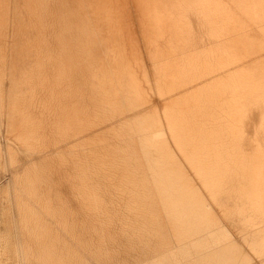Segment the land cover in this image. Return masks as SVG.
<instances>
[{
  "label": "bare ground",
  "instance_id": "obj_1",
  "mask_svg": "<svg viewBox=\"0 0 264 264\" xmlns=\"http://www.w3.org/2000/svg\"><path fill=\"white\" fill-rule=\"evenodd\" d=\"M105 1L107 2V0H6L7 12L5 10V18L2 23L0 22L1 24L4 23L6 30L3 32L4 34H0V119H4L3 116H5L9 120L13 116L11 120H18L17 122L19 123L15 128V134H13L12 130L9 136L12 134L18 139L17 147L22 143L26 144V147L28 145L30 148H37L40 144L41 130L36 110L40 111L42 116L46 118L54 136L57 139H63L65 142L62 155L66 154L75 163V174L73 173V176L78 180L80 199L88 200L89 207L101 212L98 215L100 217L99 221L95 220L96 225L103 223L107 228V225L113 222L114 214L118 212L122 216L125 228L132 229L135 234H139L138 236L141 233L160 236L161 223L159 218L163 217L167 221L175 242L178 244L182 242L181 245L188 246L190 243L188 244L186 241L188 240L189 231L197 232L199 229L195 221L197 218H194L196 216L195 212H193L195 209L196 212L204 214L201 220L203 223L206 224L212 221V223L217 225L218 233L222 236L224 243L221 252L228 254L221 264H264V85L252 83V79L255 80L256 76L255 69L253 70L251 67L253 64L250 62L254 60L253 58L246 63V65H249H247L246 69H235V65L238 63L237 55L235 54L237 50L229 42L230 46L227 44L228 47L220 45L225 39L223 34L226 33V29H223L226 27L224 26L226 24V22L224 24L225 18L223 20L221 17V13L224 10L222 6L224 5H221L220 0H171L173 7L169 6L172 8L170 12L169 9H166L165 13L169 12L167 14L169 18H166V20L171 21L173 19V25L180 28L184 27L183 31L185 29L189 36L194 27L190 14L191 12H196L195 7H197V12L203 16L204 20H207L204 22L215 32L218 40L216 46L186 47L185 51L177 54L178 47L181 49V46H184L185 48V43L188 45V40L183 32L182 35L180 34L181 37L178 35L180 38L179 43L173 42L178 41L177 37L176 40L173 37L170 39L172 40L170 48L179 58L174 56L175 59H178L175 61L169 54L167 55L178 66L180 76L176 78L174 77L175 73L170 74L171 72H168L172 77H164L162 80L157 79L158 81H163L167 78L166 83L164 81L161 83L155 81L156 84L153 87L149 84L151 85L150 88H154V91L158 92L157 95L164 97V99L159 97L161 100L168 99L165 105L159 108L160 106L156 107L155 103L146 100V92L143 95V93L136 91L143 88L140 86L139 78L136 79L139 80L140 87L131 83L134 78L133 74L136 72L131 76L128 71V65L125 66V69L128 66L127 72L124 70L122 60L125 58H121V60L119 56L124 55L123 48L126 45L121 48L122 45L120 47V43H118L121 40L115 37V35L120 36L122 31L124 32L121 28L122 15L116 16L117 14L111 13L113 16L111 18L107 11L110 8L109 6H111H108V4L112 1L110 0L111 2H109L108 0L109 3ZM157 1L155 0L154 2L159 3ZM163 1V7L168 5L167 0ZM260 1H263L261 3L262 7H264V0H259L258 4H260ZM114 2L118 5L117 0ZM134 2L136 3V0ZM234 2H229V6L230 3ZM243 3V1L240 3L241 7L244 5ZM111 4L113 5V3ZM129 4L127 2L126 7ZM160 4L158 5L161 7L162 4ZM134 5L136 6V4H133V7H135ZM142 5V2L139 7L137 5L140 12L143 11ZM225 5L228 6V4ZM151 6L149 7L151 8ZM244 6L242 7L243 10ZM256 6L258 7V5ZM160 7L158 8L159 10H161ZM241 7L240 10H242ZM251 7L253 6L251 5ZM122 8L124 9V6ZM150 8L149 13L152 15V8ZM123 9L122 11H124ZM245 9L247 11V8ZM111 10L115 12V9ZM119 10L118 12H120ZM240 10L238 12H241ZM224 11L237 18L235 11L231 10L235 12V14L233 13L234 15L231 11L226 9ZM154 12L155 8L153 10L155 15ZM252 12L254 13V11ZM261 12L263 11L261 10ZM243 13H241V16ZM158 14L161 13L158 12ZM167 15L165 16L168 17ZM165 16H161V18H165ZM143 17L145 18V16ZM148 17L150 16L148 15ZM248 17H245V22ZM259 17L262 18L261 15ZM251 18L254 19L255 17ZM232 19L233 17L229 18V21ZM153 20L150 21L153 22ZM244 20L242 21L244 22ZM158 21L164 22L161 19ZM170 21L169 26H172ZM237 21H240V19ZM251 22L253 24V21ZM155 23L153 22L152 24ZM167 23H165L166 26L168 25ZM230 23L228 22V24ZM147 24L145 25L147 26ZM155 25L154 28L157 27ZM240 25L238 26L240 27ZM11 26V29L14 28V32H17L15 37L17 40L12 38L16 41L15 44L10 42L16 49L13 46L11 47L8 42L11 37H7V34ZM169 26H167L168 30H170ZM238 26L236 27L238 28ZM244 28L243 30H245ZM179 30L181 31V29ZM138 32L135 31L137 34ZM10 33L12 34V32ZM155 34L158 35L159 33ZM232 34L234 33L228 35L231 36ZM148 35L145 37L148 38ZM159 36L161 35L159 34ZM232 36H235V34ZM238 37L236 36L237 39ZM242 37L239 40H232V37L228 38L234 41L235 45L238 41L241 43L246 38L249 39L247 36ZM250 38L251 43L249 45L251 46L248 45V47L254 48V41L259 40V44L256 43L260 47H258V50L264 52V36L260 39ZM165 39L164 37V42L166 41ZM157 42L153 40V46ZM139 44L141 45V43ZM223 44L225 45L224 42ZM119 47L123 49L121 50L123 55H118ZM214 48L216 49L213 51ZM231 48H234L235 52L234 49L230 51ZM8 49L17 50L13 59L16 56L15 59L20 58L22 60L19 59L20 62L15 60L17 63L13 64L10 61L11 56L10 60H8L11 64L5 61L6 57H10V55H7L11 54L5 53V50ZM169 49L167 51L171 50ZM155 50L153 52L158 54L162 52L159 53ZM215 51L217 53H225V57H223L224 59L221 58L223 61L219 57L217 68H211L210 72L218 73L221 77L202 78L201 85L197 84L198 86L194 89L208 91L216 89L231 90L232 92L239 90L241 95L235 96V93L214 94L202 91L190 93L193 88L190 91L183 84L188 80L187 74L197 72L196 69H193L194 67L202 65L212 67L215 65L213 57ZM157 53L154 55L149 53L152 56H150L151 62L148 63L156 65L157 69L159 65L161 66L159 68H162V64L168 65L171 63V61H168L170 58L168 60L164 59ZM164 53L166 54L165 51ZM244 53L249 54V52ZM135 54L137 55V53ZM171 55L173 56V53ZM29 56L30 58L32 57L30 62L23 61L27 57L28 61ZM133 56L135 57V55ZM133 60L136 62L135 59ZM125 62L128 61L125 60ZM146 65H144L146 69L141 66L144 74L148 71ZM167 65L164 67L167 68ZM169 66L171 65L169 64ZM176 67L174 65V68ZM149 68L151 67L149 66ZM174 68L171 69L173 72ZM158 70L162 72V70ZM125 72L127 74L126 77ZM159 72L157 71L156 73ZM164 72L161 74L164 75L166 73ZM263 75L264 72L262 79ZM49 76L53 78L52 84L47 82ZM144 76V79L149 80L147 79L149 78L147 77L148 75L146 76L145 74ZM153 78H150L151 82ZM205 81H211V83L205 84L203 83ZM183 90H185V93ZM255 90L259 92L256 93ZM227 96H231L233 101L224 100ZM237 97H242L240 102L235 101L234 98ZM236 105L240 106L239 109ZM232 107L236 110L232 109ZM241 107L244 108L242 109ZM7 115H10L9 119ZM12 124H9V126ZM241 139L246 141L248 151L245 154L242 153L244 157L242 154L239 157L249 160L250 164L246 168L240 160L235 161L238 162L237 164L235 163L237 170L243 176L246 175L247 179L246 184L241 188L242 200L238 207V213L243 222L242 224H246L249 228V234L255 236L254 240H248L244 237L245 234L241 233V240L245 241L247 250H243L241 247L242 243L240 246L238 240H235L222 227L223 211L220 209L221 207L213 209L212 203L214 201H211L214 197L213 191L208 189V185L205 186L203 182L198 183L197 179H203L204 174L208 173L207 170L211 169L212 173L214 170H219L221 160L216 158L218 150L221 148L228 150L234 145L236 140ZM3 170V174H6L8 180L6 191L9 195L8 203L10 206H17L19 211L18 222L20 221L22 226L27 229L31 219L40 218L41 213L44 211V205L34 199L32 188L31 190L26 186L23 188L17 187L13 177L24 175L27 180L32 181L40 173V170L35 164L21 167L17 160L10 155ZM208 184L211 187H215L213 182ZM75 207L79 209V205ZM177 209H179V213ZM182 219L183 222L184 219L190 221V226L182 224ZM217 220H219V224ZM39 228V225L37 224L36 226L35 224L29 230L31 244L33 242L36 244L35 240L40 236ZM169 250L173 251V249ZM168 251L167 253L170 252Z\"/></svg>",
  "mask_w": 264,
  "mask_h": 264
},
{
  "label": "rangeland",
  "instance_id": "obj_2",
  "mask_svg": "<svg viewBox=\"0 0 264 264\" xmlns=\"http://www.w3.org/2000/svg\"><path fill=\"white\" fill-rule=\"evenodd\" d=\"M111 1L109 0V2L113 3V5L115 4V6H113L111 3L108 4V6L111 5L109 7L110 8L112 7L111 9H113V10L115 9L114 10L115 12H112V10L108 7L109 10H111V11L108 10L107 13L110 14L111 18H113L111 13L117 14L116 16H120V14L122 15V17H121V20H122L121 28H122V30H124V32L122 31V33H120V36L115 35V37H117V39L121 40V41L117 40V41H119L118 43H120L119 46L121 47V45H122L121 48H123L126 45L123 48L124 50L121 49L120 47L118 48L119 53H121V50H123V53L125 52L124 55H123V53H121V54L118 53V55H123V56H119L120 59L125 58L123 60L121 59L123 62L124 70L127 72V67L129 66L128 71L130 72L131 76L133 73L136 72L135 74H133L134 78L130 76L131 78H133V81L131 80L132 82L131 81L130 82L133 85L136 84L137 87L141 86V88L143 87L142 89H144L143 92H142V89H139L136 91L143 93V95L146 92L145 93V98H147L146 100H148V102L155 103L156 107L160 106L159 108H161V106L163 107V105H165V103H166V101H168V99L165 98V100H163L164 97L157 95L158 92L154 91L155 89L150 88V86L152 85V87H153L156 84V82L158 81L157 79L162 80V79H164V77H168V78L172 77V75H170V74L175 73L174 77H176V78L180 76L179 72H178L179 68L175 64V62H173L174 60L175 61L178 60L175 58H177V57L179 58V56H176V54H174V52H172V49L170 48V42L172 40H170V39H172V37H173V39L176 40V37H177L178 41H173V42L179 43L180 42L179 37H181V35L183 33L185 34V36L188 40V45H187V43H185V48H184V46H181V49H180V47H178V49L176 51L178 54V53L185 51L186 47H206V46H210V45L216 46V43L218 40L216 37V34H215V32H213L211 30V27L208 26L207 23H205L207 20H204L203 16H201L197 12V7H195L196 12H191V14H190L194 27L188 36V33L185 32V29L183 31L184 27L180 28L178 26L175 27L176 25L175 26L173 25L174 23H172L173 19H171V17H170L171 21L168 19L166 20V18H169V16L167 14H169L170 9H172L170 7H173V2L171 0H167L168 5H166L165 7H163L164 6L163 0H158L159 3H155L154 2L155 0L154 1L150 0L151 4H150L149 0H142V1L136 0V3L134 2V0H129V1L128 0L127 1L126 0H120L118 3V0H117L118 5L116 4V2H114L116 0H114V1L111 0ZM228 1L229 2L235 1V2L230 3V6H229ZM228 1L227 0H220V3H221V5H224V6H222L224 10L226 9L228 11H231V10L235 11L237 13V16H236L237 18H234L235 16H231L230 13L228 14L224 10H223V13H221V17L223 18V20L225 18L224 24L226 22V24L224 25L226 27L223 28V29H226L225 30L226 35L223 34L225 36L224 37L225 39L223 40L225 45L223 44V42L220 43V45L222 44V46L228 47V45L231 44L238 51V52L237 51L235 52L234 48H231V50H230V51H233V49H234V52L237 55L236 59H237L238 63H236L237 66L235 65V69H238V70L246 69L249 66L248 64H247L248 65L247 66L246 63L249 62L253 58L254 60H252L250 62L254 65V67H253V65H251V63H250V65L253 68V70L255 69L254 71L256 73V76H255V80L252 79L253 80L252 83L253 84L257 83V85H260V84L264 85V80H263L264 77L262 79V74L264 72V64H263L264 63V52H262L261 50H258L260 48L259 45H257V44H259L258 43L259 40L254 41V44H253L254 48L248 47V45L251 43L250 37L260 39L262 36H264V29L258 30V31L256 30V29L264 28V25H263L264 24V14H263V12H264L263 8L264 7H262L263 1H260V4H258L259 0H250V1L249 0H240V1L239 0H234V1L228 0ZM242 1L244 2L243 4L245 6L243 4H241V5H243L245 8H247V11L244 8L246 13L242 8L243 6L242 7L240 6V3H242ZM245 1H248V2H245ZM109 2L107 0L106 3H109ZM120 2L122 5L120 4ZM127 2H128V4L129 3L130 4H129V6L126 7ZM141 2L143 4L141 8H143L142 12H143V16H145V18L142 16V12H140V10L138 8L141 5ZM160 2H162L161 7L158 5V4H160ZM171 2H172V4H170ZM224 2H226V3H224ZM132 3L136 4V6L134 5L135 7H133ZM152 3H154L156 5H154ZM225 4H228V6ZM233 4H235V5L233 6ZM254 4L258 5V7ZM0 5H1L0 6V9H1L0 15L2 13V15H1L2 17L0 16V19H2V20H0V22L2 23L3 19L5 18V13L7 12L6 0H1ZM116 5H117V7H116ZM137 5H138V7H137ZM237 5H239V6L237 7ZM249 5H250V7H249ZM251 5L253 7H251ZM122 6H124V9L122 8ZM149 6H151L152 9ZM118 7H120L121 9ZM147 7H149L151 9L152 15H151V13H149L150 10ZM159 7L161 8L162 11L158 9ZM227 7H228V9H227ZM231 7H233V8L235 7L234 9H236V10H234ZM240 7L242 8V10H240ZM117 8H118V10L120 9L119 10L120 12L122 11V9L124 11H122L120 13V12H118ZM154 8H155V12H154L155 15L153 14ZM251 8H253V9H251ZM134 9H135V11H134ZM166 9H169V12L167 10L168 13H165ZM5 10H6V12H5ZM163 10H165V11H163ZM239 10L241 12H238ZM259 10H260V12H259ZM261 10L263 12H261ZM233 11H231L232 14L233 13L235 14V12H233ZM248 11H250V13H248ZM252 11H254V13ZM257 11H258V13H256ZM116 12H118L119 15ZM158 12L161 13L162 15L158 14ZM243 12L245 13V15ZM144 13L146 15H147V13H149L148 15L150 17H148V15L146 16ZM241 13H243L244 16L243 15L241 16ZM156 14H158V15L156 16ZM227 14L230 15L231 17L228 16ZM248 14H250V15H248ZM160 15L163 17L165 15H167L168 17L165 16V18H161ZM252 15H254V16H252ZM259 15L262 16L263 20H261L262 18H260ZM152 16L155 18L154 20H153ZM238 16H239V18H238ZM248 16H250V17H248ZM157 17L159 18L158 20L161 19V21H164V22L158 21ZM228 17L229 18L233 17V19L229 21ZM240 17H242V18H240ZM245 17L246 18L248 17V19L246 20L247 23L244 20V19H246ZM251 17H255V18L252 19ZM227 18H228V20H227ZM162 19H164V20H162ZM235 19H237V20L240 19L241 22L237 21V20H236L237 21L236 22ZM150 20H153L154 23L156 22L155 23L156 25L152 24L153 22ZM242 20H244V22ZM124 21H126V22H124ZM169 21L172 23L171 24L172 26H169L170 25ZM201 21L203 24L201 23ZM251 21H253V24ZM140 22H141V24H140ZM157 22H159L160 24ZM228 22L229 23L231 22V23L228 24ZM1 23H0V27H1L0 34H4L3 32L6 31L5 25H4V23L3 24H1ZM165 23L168 24L167 26H169V29L171 30V32H170V30H168ZM254 23H256L257 25ZM145 24H147V26ZM164 24L166 27L164 26ZM243 24L246 26L245 28H244ZM154 25H155V27L156 26L157 27L154 28ZM162 25H163V27H162ZM238 25H240V27H242V29H240V27ZM236 26H238V28ZM254 26H255V28H254ZM123 27H124V29H123ZM11 28H12V26L8 30V34H7V37H9V38L11 37L10 38L11 41L8 38L9 39L8 42L9 43L12 42L13 44H15V42H16L15 40H17V39H15L17 32L16 31L14 32L15 29L14 28L11 29ZM145 28L147 31L145 30ZM161 28H163L164 31ZM243 28L245 30H243ZM137 29L139 30V32ZM160 29H161V31H160ZM179 29H181V31ZM232 29H233V31H232ZM235 29L238 31H236ZM246 29H249V30H246ZM134 30L136 32H138V34L135 33ZM165 30L168 33H166ZM172 30H174V31H172ZM234 30H235V32H234ZM9 31L12 32V34ZM250 31H253V32H250ZM149 32L150 33L152 32V34H150ZM236 32H237V34H239L240 32L242 34L240 33L239 35H237ZM243 32H245V33H243ZM13 33H14V35H13ZM155 33H159L162 37L159 36V34L157 35ZM162 33H163V35L165 34L166 36L165 35L163 36ZM231 33H234L235 36H232L234 34H232L231 36L228 35ZM167 34L171 37H169ZM254 34H257L258 37H257V35H254ZM9 35H11V36H9ZM12 35H13V37H12ZM147 35L149 36L148 38H146ZM150 35H152V36L150 37ZM153 35H155L157 37H155ZM178 35H179V37H178ZM242 35H243V37L247 36L249 39L246 38L244 41H241V43L238 41V43L236 42L237 44L235 43V45H234V41H231V39L232 40L233 39L239 40V38L242 37ZM236 36H239L238 39L236 38ZM164 37L166 38L165 42L163 40ZM228 37H232V38L230 39ZM233 37H235V38H233ZM12 38H14L15 40H13ZM130 38H131V40H130ZM132 38H134L135 40ZM156 38H158V39H156ZM152 39L154 40V42L158 41L157 42L158 45L156 43L153 46L154 43H153ZM0 40H1V36H0ZM159 42H160V44H159ZM228 42H229V44H228ZM0 43H1V41H0ZM139 43H141L142 47ZM148 43H150V45H148ZM13 44H11V47L13 46L16 49V47ZM132 45L133 46L135 45V46L133 47ZM246 45H247V47H246ZM136 46H138L139 48ZM244 46H245V48H244ZM249 46H251V45H249ZM157 47H159V48L157 49ZM246 48H248L247 49L248 51L246 50ZM15 49H13L14 54H13V50H11V49H8L9 51L11 50L10 52L8 50H5V53L6 52L11 53V54L7 55V56L10 55V57H6L5 61L8 62V60H10L11 56H12V58L10 61H11V63L13 62V64L17 63V61L20 62V60H22L20 58H19L20 60L17 58L15 59L16 56L13 59V56L16 55V52H17V50L15 51ZM126 49L127 50L129 49L128 52ZM140 49H141V52H140L141 54L139 53ZM152 49L153 50L157 49L155 51H158V52L160 49V52L161 51L162 52L161 53L159 52L160 54H158L157 52L156 53L164 59L168 60L170 57L172 59H174V60H172L170 58L168 60V61H171V63H169L171 66H169V64L168 65L162 64V68H159V67H161L160 65L158 66V69L162 70V72L165 71L166 73L165 72L164 73L167 76L164 73H163L164 75H162L161 74L162 72L161 71H160L161 73L159 72L156 65L154 66V65H152V63H148V62H151L150 56L156 54L155 52H153ZM162 49H164V50H162ZM168 49L170 51H167ZM215 49L216 48H214L213 51ZM143 50H144V52H143ZM257 50H258V52H257ZM149 51H151V52H149ZM164 51L166 52V54L164 53ZM254 51H256V52L253 54ZM26 52H27V54H29L28 51H26ZM170 52H171V54L173 53V56L170 54ZM244 52H246V53L249 52L250 55L245 54ZM18 53H20V51H18ZM135 53H137V55ZM138 53H139V56H138ZM149 53L152 55H150ZM132 54L135 55V57ZM167 54H169L170 57ZM224 54L222 52L217 53L215 51L213 53L214 63H215L214 66H212V65H211L212 67H209L208 65H202L200 67L196 66L193 69H196L197 72H193V73L191 72V73L187 74L188 80L183 84L185 86H187L188 90H190V91H191V88H193L190 93H193V92L198 93V92L202 91V92H207V93L210 92V93H214V94H216V93L217 94L235 93V96L241 95L239 90H235L232 92L231 90H217L216 89L213 91H208V90L194 89L196 86L201 85L202 78H209V77L219 78V77H221L220 74L211 73L210 70L213 67L217 68L218 58L220 57V60L223 61V59H224L223 57H225ZM143 55H144L143 58H145V59L142 58ZM137 56H138V58H137ZM140 56H141V58H140ZM174 56H176V57L174 58ZM27 58H24L23 61L25 60L26 62H30L32 59V57L30 58V56H29V59L27 61ZM221 58H223V59H221ZM242 58H244V60L246 59L245 62H244V60H242ZM128 59L131 61H129ZM133 59H135L136 62L138 61L137 63L139 66L137 65L136 62H134ZM15 60H17V61H15ZM125 60L128 62H125ZM10 61L8 62L9 64H11ZM141 62L147 64L146 67H147L148 71L145 74H146V76L148 75L147 77H149V78H147V77L146 78L149 79L150 81L143 78V77H145L144 76L145 74L143 71V69L145 68V66H144L145 64H142ZM172 62L175 65V67L177 66L176 68H174V65L172 64ZM127 63H129V64H127ZM126 65H128V66L125 69ZM140 65L142 66L143 69L141 68ZM151 65L155 69H153ZM166 65H167V68H165ZM149 66L151 68H149ZM171 67L174 68V72H173V70H171L172 69ZM243 67H245V68H243ZM152 70H154V71H152ZM156 70L159 73H156L157 72ZM175 70L177 73L175 72ZM126 72H125V77L127 75ZM150 72L151 73L155 72V73L151 74ZM168 72L169 73L171 72V73L169 74ZM257 73H258V76H257ZM156 74H157V76H156ZM136 78H139L140 81ZM150 78H153L152 82H151ZM52 79L53 78L51 76H49L47 79L48 80L47 82L49 84H52V82H53ZM190 79H191V81H190ZM134 80H136V81H134ZM138 81L141 84L140 86H139ZM163 81L166 83L167 78H165V80H163ZM163 81H158V82L161 83ZM192 81H194L196 85L193 84L194 82H192ZM136 82H138V83H136ZM209 82L211 83V81H205L203 83L208 84ZM227 83H229V81H227ZM149 84H151V85H149ZM183 91L185 93V90H183ZM196 91H198V92H196ZM255 92L258 93L259 91L255 90ZM255 92H253V93H255ZM159 97L160 98L162 97L163 99L161 100ZM225 98L226 99H224V100L233 101V98H231V96H227ZM218 99L220 100V98H218ZM234 99H235V101L240 102V99H242V97H237ZM161 103H162V105H161ZM236 107H238V109H239L240 106L236 105ZM232 109H235V108L232 107ZM36 116H37L38 121L40 122L39 124H40V130H41V136L39 138L40 144H39V146H37V148H30L28 145L26 147L25 146L26 144H22V143L19 144V147H17L18 145H16V143L18 142V139L15 138L14 135L12 136V134H11V136H9V135H10V133H12V130H13V134H15V132H16L15 128H16V126L19 125V123L17 122L18 120L17 121L16 120L14 121V119L11 120V118H13V116H11V118L9 119L10 115H7L8 119L10 121L7 120V118H5V116H3V118L5 120L0 119V120H3V121H0L1 122L0 123L1 124L0 125V127H1L0 128V137H1L0 138V264H202V263L203 264H221L224 262V260L226 259L228 254L221 252V248H223L222 245L224 243H223L222 236L218 233L217 225L212 223V221H210V223H206V224L203 223L201 220H202V216H204V214L202 212H201V214L198 213V211L196 212L195 209L193 211V212H195V215H196V216H194V218L195 217L197 218V220H195V221L198 224L199 229L197 230V232H192V230L189 231L188 237H187L188 240L186 241V243L187 242H188V244L190 243V245H188V246L181 245L182 242H180L181 244H178L175 242V240L172 237L171 230L167 224V221L164 220L163 217L159 218V221L161 223V231H160L161 235L160 236H154V235H150L147 233H141V235L138 236L139 234H135V232L132 229L130 230V229L125 228V225H123L122 216L118 212H116L114 214L113 222L109 223L107 225V228L105 227V224H103V223H99L96 225L95 222L99 221L100 217H98V215L101 212L99 210L95 211V210H93V208L89 207V201L88 200H86V199L81 200L80 199V195H79L80 190H79L78 185H77L78 180L75 176H73V173L75 174V163L66 154L64 156L62 155L63 154V152H62L63 145L65 144L64 140L63 139H57L54 136V133L51 131V128L48 126L49 124H48L46 118L42 116V114L40 113L39 110H36ZM11 121L13 124L10 123ZM9 124H12V125L9 126ZM4 130H6V131H4ZM3 138H5V139L3 140ZM236 141L234 143V145L237 143L235 146L233 145L228 150L221 148L216 153V158L221 160L219 170H214L213 173L211 172V169L207 170L208 173L204 174L205 176H203V179H201V178H197V179H198V183L203 182L205 184V186H207V185L210 186V184H208V183H211V182H213L215 184V187H211V186L208 187L207 186V188L212 190L213 194H214L213 200H211L212 202L214 201L212 203L213 209H219V207H221L220 209L223 211V213H222V219H223L222 225L223 226L222 227H224L225 230L227 231V233L229 235H231L233 238H235V240H238V242H239L238 244H240V246L242 243L241 247L243 248V250H247L248 248L245 245V241L241 240V237H240L241 233H244L245 234L244 237L247 238L248 240L253 239L255 236H252L249 234L250 233L249 228L246 226V224H242L243 222H242L241 217L239 216V213H238V207L240 206V203L242 200L241 194H240L241 188L246 184L247 179H246V175L243 176V174L237 170V168H236L237 165H235V163L237 164L238 162H235V161L240 160V162H242V164H244V167H246V168H247V166H249L250 162H249V160L243 159V157H244L243 154H245L248 151L247 150L248 146H247L246 141L244 139L236 140ZM8 154L11 157H13L14 159H16L21 167H27L29 165L35 164L40 170V173L32 181L27 180L24 175L13 177L17 187L23 188L26 186V187H29L30 189L32 188L34 191V199L38 200L39 203H41V205H44L43 206L44 211H43V213H41L40 218L31 219L30 223L27 226V229H26V227L22 226L20 221L18 222L19 211H18L17 206H15V205L10 206L8 203L9 202V195L6 193L8 180H7L6 174H3L4 173L3 167H4V165L7 161V158L9 156ZM241 154L243 156L242 158L239 157V156H241ZM239 165H240V163H239ZM209 172H211V173H209ZM5 195H6V197H5ZM80 200H81V203H80ZM77 205H79V209H77L75 207ZM177 212L179 213V209H177ZM217 221L219 224V220H217ZM186 222H188V223H186ZM181 223L184 225L190 226V221H188V220L184 219V222H183V219H182ZM35 224H36V226L38 224L40 227L39 228L40 236L37 238V240H35L36 244L34 242H33V244H31L30 243V237H29V230H31L33 228V226H35ZM183 243H185V242H183ZM181 246H184V247H181ZM169 249H173V251L169 250ZM175 249H176V251H175ZM167 251L169 253H167ZM171 251L174 253L172 254ZM197 254H199V255H197Z\"/></svg>",
  "mask_w": 264,
  "mask_h": 264
}]
</instances>
